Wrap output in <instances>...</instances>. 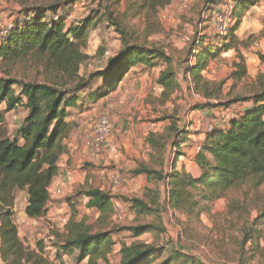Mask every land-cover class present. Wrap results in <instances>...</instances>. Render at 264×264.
Here are the masks:
<instances>
[{"label":"rangeland","instance_id":"374dc122","mask_svg":"<svg viewBox=\"0 0 264 264\" xmlns=\"http://www.w3.org/2000/svg\"><path fill=\"white\" fill-rule=\"evenodd\" d=\"M68 1L0 0V39L2 31L23 17L22 13H34L35 9L40 7L49 8L54 4L57 7H62L58 10L51 9L47 18L56 20L59 17H66V26L68 27L76 26L94 13L105 12L107 7L117 13L124 12L126 8L125 3L115 6L116 0H86L75 6L69 5ZM227 1L230 0H211L210 2L194 0L186 6L182 4V0H175L173 7L169 8L167 12L164 8L151 17L144 15L138 23H130L129 34L132 44L157 48L171 54L174 60L173 64L175 63L173 68L179 70V72L175 71L176 88L170 93L168 92V95H163V87L157 86L159 84L155 80L157 72H152V67L148 65L138 64L118 85L119 92L116 97L118 100L111 111L107 110L106 103L91 106L87 98H85V104L90 106L86 109L85 104L81 103L80 108L76 105V111L71 113L75 116V121L69 123L68 118L65 120V124L68 126L63 134L66 152L58 161V165H61V179H66L68 173H72L75 176L74 184L65 188L59 198L52 200L47 214L36 219V223L29 222L26 215L27 189L17 190L15 193L13 219L18 226L20 238L26 246L28 245V248L32 244L38 250L42 239L49 238L50 247L45 251V257H48L53 264H85V262L78 261L77 255L70 257L62 252L68 226L74 220L76 223L84 222L86 230L90 233L113 232L114 246L109 249L108 264L110 261L112 264H118L121 249L133 242L154 244L163 251L164 253L157 258L155 264L165 261L177 251L193 256L201 260L203 264H264V219L260 217L264 211V185L257 189L246 186L238 190L219 191L218 197L212 193L197 192L199 207L197 215L192 218L169 207L168 181L152 179L154 182L150 190H154L160 198L159 213L156 215L139 217L132 210L131 202L127 201L138 198L152 202V195L148 193L149 189H144L143 185L138 187L133 181L135 170L147 166L151 170L162 171L168 176L176 171V161L179 160V157L186 156L185 148L178 145L180 139L193 147L194 139L187 138L188 134H203L206 137L209 133L205 129L207 125H212L215 129L226 128L230 119L223 124L225 116L222 114L226 112L225 115L231 114L233 117L234 114L239 117L238 108L250 102L235 104L228 108L212 107L220 111V114L213 118H207L202 111L191 114L198 111L199 105L209 102L212 106H216L238 98L251 99L258 93L257 80H254L260 74L259 70L257 75L249 76L250 80L246 79L245 81L242 79L237 81L232 75L237 71L235 64L242 62L240 57L243 56L240 49L249 51L253 59L261 61V56H264V37L262 36L264 7L262 6H258L254 12L257 16L254 23L242 29L240 36L243 37V41L239 40V43L234 45L231 50L224 51L215 60L212 58L208 68L212 64L213 71L207 69L203 73L209 82L225 81L220 97L208 101L201 91L196 89L192 75L189 81L190 68L197 62L195 58H192L194 41L201 38L219 37L213 27L214 18L215 15L223 12ZM231 1L233 2V0ZM259 2L261 0L257 1V3ZM92 11L94 12L92 13ZM233 25L234 21L232 20L229 27ZM261 25L263 28L260 31ZM205 31L208 34L206 37L203 35ZM223 38L219 37V40L214 41L212 45L220 49L225 44ZM122 45L120 35L108 20L102 18L99 22L94 21L89 28L87 46L83 50L89 59L81 66L80 76L88 79L90 75L104 69L108 60L123 49ZM230 51L237 53V55L234 54L236 61H233V57H229ZM244 61L246 65L245 58ZM164 64L166 63L163 61L153 60V66L156 69L165 67ZM178 64L181 65V69L177 67ZM261 64L264 65V62ZM5 72L4 65L0 63V78L6 76ZM32 79L36 80L35 76ZM190 83L192 88L188 89ZM102 85L103 82L98 81L94 88ZM201 87H203L202 84ZM16 90L20 91L18 87ZM0 111L2 112L1 109ZM102 115L108 116L113 124L116 122L118 125L129 124L126 131L121 132L120 136H124L126 139L124 144L132 145L135 150H138L141 158L135 157L134 153H125L124 145L117 146L121 137L118 138L116 133L118 127L116 128L115 125L113 136L102 151L87 150L86 138L90 127L93 121ZM23 117V110L9 116V123H6L5 126L7 136L11 134L13 139L19 136ZM197 121H202L204 126L198 128ZM173 124L181 135L180 139L176 135L173 137L174 134L169 129ZM128 131H132L131 134H135L136 137L138 135L137 142L132 138V135L127 134ZM145 134H148L146 140ZM151 134H154L161 144H166L163 150L148 148L145 145V142L148 144L147 139ZM115 139H117V143L114 141ZM72 142H75L74 147H70ZM197 144L202 145V143ZM75 147L78 148L75 149ZM111 147H113V153H109ZM194 152L197 156L196 146ZM144 154L148 159L147 163L143 159ZM100 156L104 158L98 159ZM184 175L188 174L183 173L182 176ZM113 176L119 177L121 183L116 189L113 184L110 188L105 187V193L113 198L111 211L102 213L88 209L85 192L104 187L105 182H109V180L112 182ZM127 191L129 194L126 193ZM117 203L121 206L120 208L116 207ZM65 218L67 223L61 225L62 219ZM144 224H152L155 228H161L164 231L161 232L157 229L154 233L139 238H133L132 234L121 231L123 228ZM246 234L250 236L247 242Z\"/></svg>","mask_w":264,"mask_h":264},{"label":"trees","instance_id":"16d2710c","mask_svg":"<svg viewBox=\"0 0 264 264\" xmlns=\"http://www.w3.org/2000/svg\"><path fill=\"white\" fill-rule=\"evenodd\" d=\"M84 1L86 0H69L68 3L75 6ZM257 1L233 0L234 25L223 38L225 44L219 46L220 49L212 44L205 45L204 38L194 41L192 58L197 62L189 72L196 89L208 101L220 97L225 81L209 82L203 73L208 69L212 58L215 60L239 43L236 32L245 13L256 6ZM121 3L126 4L124 12L117 13L107 7L105 12L94 13L74 27L66 26V17L56 20L47 18L52 10L62 7L54 4L49 8H36L34 13H22L23 17L14 22L8 36L0 39V63L6 71V76L0 78V105H6V110L0 112V256L3 264H53L45 257L43 242H40L36 252L22 241L13 219V208L16 191L27 189V217L40 219L47 214L49 188L59 174V158L66 152L63 143V134L68 129L65 124L68 117L66 108L75 107L82 93H87L93 101H99L115 91L129 71L138 64L153 68V60L167 64V69L158 80V84L164 89L163 95H168V92L176 88V73L171 57L163 50L132 44L129 34L130 23L140 22L144 15H156L159 10L171 5L172 0H116L114 4L120 6ZM102 18L108 20L120 35L123 49L108 60L104 69L85 79L80 76V68L89 59L83 52L87 46L89 28L94 21L99 22ZM262 36L264 37V30ZM240 59L242 62L235 64L237 71L232 75L237 81L247 75L244 58ZM260 59L264 62V56ZM21 73L22 76H19ZM33 76L36 80L32 79ZM98 81H102L103 85L94 89ZM201 84L203 87L200 88ZM256 84L258 93L251 99L238 98L226 104L212 106L208 102L198 106L197 109L201 110L253 103L238 118L230 120L226 128L207 133L202 149L196 156V163L202 172L199 179L190 175L182 176L177 171L167 176L162 171L157 172L147 166L135 170V177L145 175L150 180L168 181L169 207L189 218L197 215V192L212 193L218 197L219 191L238 190L246 186L257 189L264 185V73L258 76ZM19 106L26 108L27 115L20 127L19 136L10 139L5 130L6 114ZM169 129L173 132V137L176 135L181 138L174 124ZM147 142L151 148L160 151L166 145L161 144L154 134L149 136ZM182 143L184 141L180 139L178 145ZM148 193L152 195V202L138 198L127 200L139 217L159 213V194L150 189ZM84 196L89 200L88 209L102 213L111 211L113 198L105 192L92 189L86 191ZM260 215L264 219V211ZM157 229L152 224H144L123 228L121 231L139 238L154 233ZM67 230L63 253L73 255L76 252L80 263L108 264L109 249L114 246L113 232L90 233L84 222L76 223L74 220ZM158 230L164 231L161 228ZM249 237L246 234V242ZM163 253L154 244L133 243L121 249L120 264H155ZM159 264L203 262L177 251Z\"/></svg>","mask_w":264,"mask_h":264},{"label":"crops","instance_id":"0c3cea01","mask_svg":"<svg viewBox=\"0 0 264 264\" xmlns=\"http://www.w3.org/2000/svg\"><path fill=\"white\" fill-rule=\"evenodd\" d=\"M174 2H175V0H172V3H171V5H169L168 7H166L165 8V12H167L168 11V9L169 8H172L173 7V5H174ZM258 6H262V7H264V1H262L261 0V2H259V3H257V5L256 6H254V7H251L246 13V15L244 16V18L242 19V22H241V24H240V27H239V29H238V31L236 32V36L238 37V39L242 42L243 41V37L242 36H240V34H241V32H242V29H245L246 28V26H250V25H252L253 23H254V21H255V18L257 17V16H255V14H254V12H255V10L257 9V7ZM218 7H221V6H218ZM216 8H217V6H216ZM252 13V14H251ZM252 15V16H251ZM206 25V24H205ZM245 26V27H244ZM214 27V26H213ZM262 25L260 26V31L262 30ZM244 31V30H243ZM248 33H251V32H248ZM204 37H206V35H208L207 34V31H205L204 32ZM205 39V44L206 45H208V43L210 44H213V42L214 41H217V40H219V37H214V38H211V39H207V38H204ZM209 41V42H208ZM210 44V45H211ZM240 51H241V54H242V56L246 59V67H247V76H246V78H243L242 80L243 81H245L246 79H248V80H250V78H249V76H252V75H254V74H256L257 75V71L259 70L260 71V74H263L264 73V65L263 64H261L262 62L259 60V59H253L252 57H251V54L249 53V51H244L243 49H240ZM169 57H171V59H172V61H174L173 60V57L171 56V54H169L168 52L166 53ZM234 54L235 55H237V53H234V51H230V53H229V57H233V61H236V56H234ZM118 55V54H117ZM159 60H157V62H158ZM155 63V62H154ZM160 63H162V62H160ZM175 64V63H174ZM173 64V65H174ZM165 65V67H159V69H156L155 67H153L151 70H152V72H154V71H156L157 72V75H156V78H155V80L158 82V80H159V78L161 77V74L167 69V64H164ZM212 65V64H211ZM210 65V67L208 68V70H212L213 71V66H211ZM177 67H179V69H181V65H177ZM134 69V68H133ZM150 70V69H149ZM175 71L176 72H179V70L177 69H175ZM179 74V73H178ZM259 74V75H260ZM191 73H189V81H190V77H191ZM259 75H257V78H258V76ZM252 77H254V76H252ZM257 78L254 80V81H256L257 80ZM189 86H188V89L189 88H192V85H191V83L190 84H188ZM157 86H160V85H157ZM95 89V88H94ZM162 91V90H161ZM118 92H119V90H115V91H113V92H111L108 96H106V97H104V98H102V99H100L99 101H93V100H91L90 98H89V95L86 93V94H84V93H82V94H80L79 95V98H78V101H77V106L80 108L81 107V105L82 104H85V98H87L88 99V101H89V104L91 105V106H94V105H96V104H100V103H106L107 105V110H110L111 111V109L112 108H114L115 106H116V101L118 100V99H116V97H118ZM172 99H175V98H172ZM82 103V104H81ZM89 105V106H90ZM85 106V109L87 108V107H89L88 105L86 106V104L84 105ZM253 106V103L252 102H250V103H247V104H244L242 107H239L238 108V111L239 112H237V113H239V115H241V114H243L244 113V111H246L247 109H250L251 107ZM76 107V106H75ZM75 107H71V108H66V112H67V114H68V119L70 120V122L69 123H71L72 121H75V116L74 115H72L71 113H73V112H75L76 110H75ZM0 109L2 110V112L3 111H5L6 110V105L5 104H2V105H0ZM19 110H23V112H24V117L22 118L23 120L22 121H24V119H25V117H26V115H27V110H26V108L25 107H23V106H19L16 110H14V111H12V112H9V113H7L6 114V120H7V123H9V116H11L13 113H17V112H19ZM106 110V108L104 109V111L106 112L107 111ZM201 111H202V113H203V115L204 116H206L207 118H213V117H215L216 115H219L220 114V111H219V109H215V108H206V109H201V110H198V111H194L193 113H191V114H196V113H201ZM1 112V111H0ZM226 114V112L225 113H223L222 115H224L225 116V118H224V121H223V124L224 123H227V120H229L230 118H229V116L228 115H225ZM226 117H228V118H226ZM73 124V123H72ZM22 124L20 123V126H21ZM115 125V127L117 128V130H116V133H117V135H118V138L119 137H121L120 136V133L121 132H125L126 131V127H128L129 126V124H117V122L114 124ZM227 126H228V123H227ZM133 127V129L135 128L134 127V125L132 126ZM131 132L132 131H128L127 132V134H129V136L130 135H132L131 134ZM141 136V135H140ZM8 137L10 138V139H13V137L11 136V134H8ZM144 137H145V140H146V138L148 137V134H145L144 135ZM117 138V139H118ZM132 138L133 139H136V142H137V138H138V135H137V137H136V135L134 134V135H132ZM140 138V137H139ZM187 138H193L194 139V146L193 147H191V145L188 143V142H185L184 141V143H182L181 144V147H183V148H185V150H184V154H186V156H184V155H181L180 157H179V160L178 161H176V166H175V170L177 171V172H179L180 174H183V173H186V174H188V175H191L194 179H199L200 177H201V174H202V172H201V170H200V168H199V166L197 165V163H196V155H195V152H194V147L196 146V144L197 143H204V141H205V139H206V137H205V135H203V134H200V135H194V134H188L187 135ZM117 139H115L114 141L117 143ZM124 140H126V139H124V136L123 137H121L120 138V143L117 145V146H119V145H124V149H125V153H127V154H130V153H134V155H135V157H137V158H141V155L139 154V152H138V150H135V147L134 146H132V145H127V144H124L125 143V141ZM74 144H75V142L73 143L72 142V144L70 145V147H74ZM145 145L149 148L150 146H149V144H146V142H145ZM78 147H75V149H77ZM88 150V149H87ZM84 152H86L85 150H83ZM150 152H151V150H150ZM109 153H113V147H111V151L109 150ZM65 156V155H64ZM103 159L104 157L103 156H100L98 159ZM143 159H144V161L146 160V163L148 162V159L146 158V156H145V154H144V157H143ZM145 163V164H146ZM59 166V174H58V176L53 180V182H52V184H51V189H53V190H55V189H57V188H61L62 190H63V193H64V189L65 188H67V187H70V186H72L73 184H74V181H75V176L73 175V179H72V181H68V178H66V179H61V177H60V172H61V165L59 164L58 165ZM133 181L138 185V187H142V185H143V187H144V189L146 188V189H151L152 188V186H153V180H150V179H148V177L147 176H145V175H143V176H139V177H135L134 179H133ZM111 181L109 180V182H105V186L104 187H102V188H98L99 190H101V191H103V192H105V187L107 186V187H111ZM122 191H124L123 189H122ZM127 194H129V192L127 191L126 192ZM86 199V207H87V204H88V199L87 198H85ZM28 205V204H27ZM29 219V222H31V223H36V219H30V218H28ZM133 243H135V242H133ZM31 246H30V249L32 250V251H38L37 250V248L34 246V245H32V244H30ZM130 245H132V244H129V246ZM27 247H28V245H27ZM73 255H76V252L73 254ZM73 255H70V257L71 256H73ZM64 259H67L66 257H64ZM120 262H121V255H119V262H118V264H120ZM0 264H3L2 263V261H0ZM85 264H86V262H85ZM110 264H112V262L110 261Z\"/></svg>","mask_w":264,"mask_h":264},{"label":"built area","instance_id":"2783aa9c","mask_svg":"<svg viewBox=\"0 0 264 264\" xmlns=\"http://www.w3.org/2000/svg\"><path fill=\"white\" fill-rule=\"evenodd\" d=\"M192 2H194V0H182V4L186 6L191 4ZM233 10H234V5H233V2L230 0V1H227L223 12L215 15L214 29L216 33L219 35V37L227 36L229 29H230L229 23L232 21ZM12 29H13V24L6 27L2 31L1 38L5 39ZM229 117H230V120H232V119H236L238 116L233 114V117H232L230 114ZM196 125L198 126V128H201L202 126H204L202 121H197ZM205 129L207 132H211L215 128L212 125H207L205 126ZM113 133H114V124L111 121V119L106 115L99 116L98 118H96V120L93 121L90 127V131L86 138V148L94 152L102 151L104 146L108 143L110 138L113 136ZM201 149H202V145L197 144L196 145L197 154L201 151ZM67 178H68V181H72L73 179L72 173H68ZM111 183L116 189L120 186L121 181L119 177L113 176ZM62 194H63V190L61 188H57L55 190L49 188L50 201H49L48 207L50 206L53 199L59 198ZM116 207L120 208L121 206L118 205L117 203ZM66 223H67L66 218L62 219L61 225H65ZM42 242L44 244L45 251L49 250L50 242H51L50 239L43 238ZM0 261H2L1 256H0Z\"/></svg>","mask_w":264,"mask_h":264}]
</instances>
